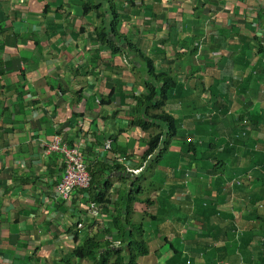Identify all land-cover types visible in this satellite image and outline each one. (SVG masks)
<instances>
[{"label": "crops", "instance_id": "crops-1", "mask_svg": "<svg viewBox=\"0 0 264 264\" xmlns=\"http://www.w3.org/2000/svg\"><path fill=\"white\" fill-rule=\"evenodd\" d=\"M84 1L0 0V264H65L63 258L76 246L75 230L84 239L103 228L99 220L109 223L105 219L107 214L111 216L112 206L107 210L99 206L100 215L92 220L84 192L75 193L68 201L58 194L62 155L45 154L46 145L55 136H62L70 148H78L88 168L96 162L121 168L107 176L112 197L123 187L133 185L129 179L137 180L133 177L135 171L145 170L143 186L155 182L160 188L152 194V218L144 221L146 230L154 229L150 247L155 251L150 248L149 255L140 258L159 253L158 264H214L213 258L197 257L201 249H192L186 240L205 231L199 215L209 213L208 196H217L218 179L222 176L229 181L232 172L243 176L249 171V179L244 180V175L242 184L231 190L235 194L231 198L249 200L243 208L237 207L242 210L235 218L238 229L254 233V241L238 253L244 264L264 263V246H257L264 238V233L258 231L264 222L244 218L264 212L260 207L264 206V98L251 91L255 78L264 80V52L259 53L264 45V0H199L204 3L203 11L196 10L198 0L114 2L120 13L121 35L136 42L143 53L146 51L158 72L170 64L177 85L167 92L159 112L183 119V128L193 144L197 138L204 140L199 147L224 136L230 138L240 120L237 117L248 112L247 101L260 107L251 117L258 121L257 131L249 133L259 142L248 141L254 148H247L245 156L237 161L224 153L209 159L208 148L194 153L186 137H167V148L159 157L156 153L142 160L148 150L149 131L154 127L144 131L131 125L137 105L131 94L146 92L148 70L140 63H136L135 70L130 69L122 54L113 53L97 41L95 27L99 20L95 10L83 14ZM99 1L104 5L103 0ZM207 2L219 3L208 7ZM188 5L193 6V12L186 8ZM184 21L203 29L184 27ZM109 41L126 46L113 33ZM238 51L242 53L240 61L235 56ZM250 61L252 64L247 63ZM111 90L114 95L110 103L100 104ZM210 129L214 135L205 137ZM256 158L262 159L256 163ZM216 160L224 163L214 173L219 174L215 181L207 170L214 167L208 162ZM225 162H230L227 176ZM258 177L262 178L260 182ZM209 183L213 186L208 187ZM204 184L206 189L199 188ZM162 187L176 192L166 200ZM221 187L220 196L214 200L222 213H230V200L222 193L231 192ZM144 205L135 202L131 218L138 219L137 211H142ZM192 213L197 217L193 223ZM187 222L193 232H187ZM254 249L259 256L249 259L244 255ZM227 252L228 256L216 259V264H241L234 260L235 254ZM67 264L86 263L70 259Z\"/></svg>", "mask_w": 264, "mask_h": 264}, {"label": "trees", "instance_id": "trees-1", "mask_svg": "<svg viewBox=\"0 0 264 264\" xmlns=\"http://www.w3.org/2000/svg\"><path fill=\"white\" fill-rule=\"evenodd\" d=\"M103 1L104 5H102L103 2H100L99 0H85L82 3V11L84 15L88 14L92 10L96 11L95 16L97 20H99L95 27L97 41L100 44H106V46H108L113 53L122 54V56L127 60L130 69L135 70L136 63H140L142 67L146 65L148 70V79L144 81L146 92L142 93L140 96L131 94V97L134 96L133 99H136L137 101V105L133 110L134 115L131 117V125L137 126L144 131L154 126L159 128L156 136L149 139L148 150L142 156V160L147 161L156 153H158L157 157H159L160 153L164 152L165 148H167V137H177V139L186 137L187 142L191 147L190 149H192L194 153L195 150L201 151V148H198V146H200L201 143H204V140L197 138L194 140L193 144V139L185 133L186 130L183 128V119L176 117L175 114L167 113L163 110L159 112V109L163 106L166 100L167 92L170 89L175 88L177 85V79L171 75L170 64L167 65V68H161V72H158L154 68L152 58L145 56L136 42L128 40L119 32L121 18L118 9L114 6L115 1ZM105 5H107V8H105ZM107 16H109L108 21L106 19ZM111 33H113L115 37L122 38L124 45L126 46L123 47V43H121V46H116L114 43H111L109 41V35H111ZM199 43L200 42H198L194 53H197ZM261 52H264V45H261L259 53ZM140 59L143 61H140ZM113 95L114 91L111 90L109 95L105 98V100H102L100 104H109ZM225 108H227V104H225ZM237 118H240V120L236 127H234L236 128L234 135L227 138L225 144L220 146L215 141H208L206 147H202L208 148L210 154V157H208L209 159L217 158V156H214L213 158L212 153L219 150L226 154L227 157L237 161L238 159H242L247 153L246 150L249 146V140H253L256 143L259 142L258 138L251 139L249 137V133L251 131H257L256 129L258 127L256 126L258 121L251 120V118L247 117L244 113L239 115ZM212 130L214 132V129ZM213 135L214 133H212L210 129L207 131V135L205 137L210 138ZM56 138L60 140L61 145H67L70 147L62 136H55L54 139ZM54 153L55 152L48 151L45 147L46 155ZM220 163H224V161L216 160L214 167L207 170L209 176L215 178V181L217 180V177L213 175L214 173H218L221 169ZM65 167L66 165L63 159L62 169H60L61 176L57 185H60L64 178ZM252 168L255 172L258 170L257 166ZM87 170L90 176L89 186L87 188L76 187L72 193V197L79 191L84 192V200L87 202L88 216L90 219L99 217V206L105 210H107L109 206H112L113 211L110 214L111 216H108L107 214L105 219V221L109 220L108 224L99 220L100 224L103 223V228L101 227V230L97 228L94 235L87 236L83 239L79 235L78 230H75L74 239L76 241V246L71 253L63 258L62 261L65 264L70 263V259H75L77 262H84L86 264H139L138 260L140 257L148 256L150 248L152 249L150 245L153 241V235L148 237V233H153L154 229L146 230L144 221L152 218V213L149 211L150 206L155 204V200L152 199V194L153 192H156V190H151L149 186L155 185V182H152L151 185L143 186L141 182L145 176V170L143 172L134 173L133 177L137 180L129 179L130 182L133 181V185L123 187L112 197V195L108 193L110 184L107 180V176L108 173L113 171L118 172L121 168L117 166L110 167L107 164L96 162L91 167H87ZM125 171V173L128 172L126 169ZM122 172L124 173V171ZM248 172L249 171L243 172L245 180L249 179L248 174H250V172ZM228 179L237 180L238 183H240L239 175L235 172H232L228 176ZM257 180L260 182L262 178L258 177ZM218 183V187H220L219 191H221L223 190L221 186L226 185L227 181L221 176L218 179ZM159 189L160 188L157 190ZM160 191L162 194L166 193V200H168L175 194L174 192H176V189L165 191L162 187ZM179 199H183V197H180ZM92 202L97 205L96 215H93L90 211ZM135 202H141L145 205L142 211H137L140 213V216L138 219L134 220L130 215L135 211ZM209 206L210 208L207 209L210 210L209 213L202 212L199 215L202 222L201 227L203 226L205 231L195 233L193 238L190 237L186 240V243L187 245L191 244L192 249L195 247L198 250L201 249L197 253V257L204 255L206 257L213 258V262L216 264L217 260H223L224 257L228 256L227 250L238 249V251H242L247 249L248 246H250V243L254 241V233L252 231L245 232L239 230L238 222L235 221L234 215L228 212L222 213L221 210L218 209L217 203H209ZM260 207L263 208L264 206ZM153 217L157 219L156 215ZM190 217L194 219L192 220L193 222L197 220L194 213H192ZM244 218L250 219L252 222L255 220L264 222V212L259 213L258 211L253 218ZM80 224H83L82 221ZM80 224L78 225V228ZM99 226L101 225H98V227ZM258 231L264 233V223L260 225V230ZM146 233L147 236L144 240ZM173 233L176 237L179 236L174 227ZM175 240L178 241L176 238ZM260 242L261 244L257 246L263 249L264 238H261ZM218 244H220V247L216 248ZM171 249L174 253H179L178 250H175L174 248ZM157 256H159V253H157ZM239 260L241 261V254H239ZM262 260L264 262V258H262ZM240 263L244 264L242 261ZM205 264L208 263L205 262ZM245 264H248L247 261Z\"/></svg>", "mask_w": 264, "mask_h": 264}, {"label": "rangeland", "instance_id": "rangeland-1", "mask_svg": "<svg viewBox=\"0 0 264 264\" xmlns=\"http://www.w3.org/2000/svg\"><path fill=\"white\" fill-rule=\"evenodd\" d=\"M115 1V0H114ZM181 1H185V0H181ZM217 3H219V2H217ZM217 3H213V2H207V4H206V6H210V4H217ZM203 2H201V1H199L198 0V4H197V11H203ZM208 6V7H209ZM186 8H188L189 10H192V12H193V6H191V5H188V6H186ZM13 10H16V4L13 6V8H12ZM204 11H205V9H204ZM106 19H107V21H108V19H109V16H107L106 17ZM2 25H4V23L2 22ZM196 25V23H193V22H190V21H184L183 22V26L184 27H186V26H191V27H193V28H195V31L196 30H200V29H203V26H201V25H199V26H195ZM176 27L177 28H179L180 27V23H179V21L177 20L176 21ZM196 35H197V33H196ZM105 46H106V44H105ZM252 53L250 52V55H251ZM144 55L145 56H148L147 55V53H146V51L144 52ZM244 55V54H243ZM250 55H248V56H250ZM235 56H236V58H237V60L238 61H240V58L242 57V53L240 52V51H238L237 53H235ZM140 61H143L142 59H140ZM248 64H252L251 63V61L250 62H247ZM143 69L144 70H147V67H146V65H144V67H143ZM159 72H161V70L159 69ZM250 77V75H248V77L247 78H249ZM215 79V78H214ZM216 80V79H215ZM255 80V82L253 83V85L251 86V91H252V93H254V94H257V97H259V98H261V99H263L264 98V95L263 96H261L260 94H261V92H262V90H264V80L263 81H261V80H257L256 78L254 79ZM248 81V80H247ZM247 104H248V109H247V116L248 117H255V114L257 113V112H259L260 111V107L258 106V105H252L253 103H251L250 101H247ZM237 106H238V104H237ZM236 106V107H237ZM243 109V108H242ZM242 109H241V112H242ZM244 111H246V109L244 110ZM260 114V113H259ZM17 117V116H16ZM158 132V130H157V127L156 126H154V128L153 129H151L150 131H149V135H150V138L151 137H153V136H156V133ZM262 133H264V131H262ZM226 139H227V137L226 136H224V138H222L221 140H219L218 142H216V143H218V144H220V145H222V144H224V143H226ZM253 139H256V138H254L253 137ZM249 141H253V140H249ZM198 148H202V147H199L198 146ZM248 148H254L253 147V144L252 143H249V146H248ZM221 154H223L222 152H219V151H216V152H213L212 153V157H214V156H218V155H221ZM223 155H225V154H223ZM262 159V158H261ZM260 159V160H261ZM259 160V158H256V163H258V161H260ZM214 163L212 162L211 164L208 162V165H209V167H211L212 165H213ZM230 166V162H225V164H224V168H225V171H224V175L225 176H227V167H229ZM248 175H250V174H248ZM216 176H219V174H216ZM243 177H244V175L243 176H239V181H240V183H238V181L237 180H229V181H227V184L226 185H224V189H227L228 188V190H230V192H231V190H234L235 191V189L234 188H236V186L238 185H241L242 184V179H243ZM245 180V179H244ZM146 181H147V179H146ZM149 181V180H148ZM188 180H186V182H187ZM142 184H143V182H142ZM209 186H213V184L212 183H209L208 184V187ZM150 187V189L151 190H156L157 189V185H152V186H149ZM199 188H201V189H206L207 188V185L206 184H204V185H201ZM237 189V188H236ZM227 190V191H228ZM254 190H255V188H254ZM234 191H232L230 194H226L224 191H223V193H222V196L225 194L226 195V197L230 200V203H228V210H230L231 212V214L232 215H234V217L235 218H238V216H239V214H242V210H240L239 208H237L238 206H240L241 208H243L244 206L243 205H246V203H247V201H249V200H246L245 201V199H239L237 196H235V198H231V195H235L234 194ZM209 193V192H208ZM60 195V194H59ZM61 196V195H60ZM218 196H220V194H219V191L217 190V196H216V193H213V194H211V196H208V204L209 203H212V204H214V203H216L215 202V200H214V197H218ZM62 197V196H61ZM62 199H64V200H66V201H68V200H71L72 198H63L62 197ZM144 221V220H143ZM190 222H192L193 223V221L192 220H190ZM190 222H187L186 224H185V227H186V229H187V232H193L192 230H190L188 227H189V225H190ZM151 235H153V233L151 232V233H148V237H150ZM194 235H195V233H194ZM147 236V233H146V235L144 236V240L146 239L145 237ZM178 243V241H176L175 242V244H177ZM151 251H155V248H152L151 249ZM229 254H237L236 255V257L234 258V260L235 261H239V253H238V249H230L229 250ZM244 255H248L249 256V259L252 257V256H255V257H257V256H259L260 254H258V250H256V249H254L253 251H251V252H248V251H246L245 253H244ZM141 258V257H140ZM164 261V258H162V259H160V262H163ZM138 262H139V264H158V256H156V255H150V257H148V259H139L138 260Z\"/></svg>", "mask_w": 264, "mask_h": 264}, {"label": "built area", "instance_id": "built-area-1", "mask_svg": "<svg viewBox=\"0 0 264 264\" xmlns=\"http://www.w3.org/2000/svg\"><path fill=\"white\" fill-rule=\"evenodd\" d=\"M110 141L106 142V148H109ZM48 151L61 154L65 162V175L57 186L56 190L63 198H71L76 187L87 188L90 183V176L83 155L76 147L70 148L67 145H61L58 138L52 141ZM137 173V171H135ZM90 211L93 215L97 214V205L91 203Z\"/></svg>", "mask_w": 264, "mask_h": 264}, {"label": "clouds", "instance_id": "clouds-1", "mask_svg": "<svg viewBox=\"0 0 264 264\" xmlns=\"http://www.w3.org/2000/svg\"><path fill=\"white\" fill-rule=\"evenodd\" d=\"M53 140H54V139H53ZM53 140H52V141H53ZM52 141H51L49 144L46 145V148H47V149H48L49 146L52 144ZM57 154H58V153H57Z\"/></svg>", "mask_w": 264, "mask_h": 264}]
</instances>
